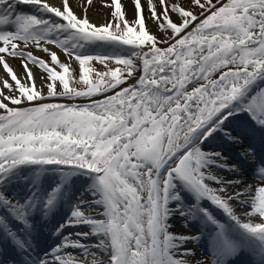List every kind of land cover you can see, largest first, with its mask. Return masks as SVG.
Here are the masks:
<instances>
[{
    "label": "snow or ice",
    "instance_id": "6c2138e0",
    "mask_svg": "<svg viewBox=\"0 0 264 264\" xmlns=\"http://www.w3.org/2000/svg\"><path fill=\"white\" fill-rule=\"evenodd\" d=\"M72 3L0 0V237L25 257L24 264H189L176 258L177 250L198 237L169 231V218L179 213L215 225L213 264H227L237 242L227 238L206 201L264 243V185L225 180L213 169L236 172V166L202 147L219 132L238 141L225 125L241 114L264 130V88L252 93L264 82V0H134L132 21L121 0H111V20L102 26L78 17ZM20 4L37 14L17 12ZM145 8L162 37L151 34ZM97 43L115 47L116 54L85 53ZM47 45L78 62L84 89L70 87L75 69ZM10 59L21 62L23 77ZM112 59L121 67H109ZM93 60L107 70L93 68ZM29 65L47 74L40 88ZM130 79L135 83L121 87ZM51 97L91 102H41ZM25 102L35 105L21 107ZM253 167L264 181V160H254ZM49 172L55 182L45 185L41 177ZM80 176L90 183L54 227L58 243L34 256V217L54 215L75 187L72 177ZM17 186L21 192L14 195L9 189ZM182 192L194 203L185 205ZM234 203L249 222H241ZM70 227L87 230L65 235ZM91 237L97 242H83Z\"/></svg>",
    "mask_w": 264,
    "mask_h": 264
},
{
    "label": "bare ground",
    "instance_id": "6f19581e",
    "mask_svg": "<svg viewBox=\"0 0 264 264\" xmlns=\"http://www.w3.org/2000/svg\"><path fill=\"white\" fill-rule=\"evenodd\" d=\"M46 2H50L52 4H58L61 3L62 0H46ZM124 11L129 14V16L134 17L133 15V9H134V0H121ZM144 2V1H143ZM226 2V0L221 1V3ZM111 3V0H91V3L89 4V0H73L72 8L75 12V14L80 18H87L90 23L96 26H102L105 24L109 18H111V12L114 10V8L109 7L108 5ZM22 7L26 8H34L31 5H24L20 4L16 8V11L21 9ZM173 17H175V14H173ZM53 19H57L55 17H52ZM150 23V22H149ZM195 23V22H194ZM151 27L153 28L154 35H157L159 38L162 37L164 34H162L153 23H151ZM191 30V29H189ZM162 47L166 45H160ZM52 51H55L59 55V57H62L63 51L61 49L56 48L55 45H47ZM33 53L40 58H45L48 56L46 53H43L39 51L36 48L31 49ZM10 63L14 66L15 70L21 77H23V71L21 67H18V63L21 64L19 60L16 59H10ZM34 75L36 76L35 84L40 85L41 84V77L46 78V73H43L42 70L36 66V65H29ZM218 75V74H217ZM136 78H139V73H137ZM31 83V82H29ZM135 80L130 79L126 84H124V87H127L129 84H134ZM46 88L44 87V90ZM119 90V89H118ZM7 92V90H4ZM113 93L109 92L106 95H111ZM106 95L103 96H96L92 99H104ZM43 103H57V104H85L84 101L77 100L76 98L73 100H63V99H45L41 101ZM9 103V102H6ZM35 105V102H25L24 104L20 105L21 107H32ZM10 107H14L9 103ZM4 110L0 109V114H3ZM226 130L233 136L238 139V141H234L229 139L224 132H219L215 135V137L209 141H207L202 147L205 151H216L223 155V157L226 158L227 162L231 165H235L237 168L236 172L226 171L224 169H213L217 175L223 177L225 180H231V179H239L240 181L244 182V186L247 187L248 185H252L253 188L256 186H261L262 182L259 178V175L256 173H251L249 168L253 167L254 160L257 161V157L254 155H248L244 156L243 158L247 160L249 158V162L246 164H241L239 162L235 163L236 159H239L242 156L235 157L236 155L241 154L244 155L248 149L245 147V142H243L244 138L248 139L247 141L250 142L252 140H256L254 137H252L249 134V129L251 128H258L260 131V140L264 142V130H261L259 126L255 125L254 123L248 121L245 118H242L240 116L233 117L229 121L226 122ZM219 139H225V141L228 143V145H223L221 147L220 141H216V138ZM223 148L225 150L223 151ZM253 149V147H251ZM248 157V158H247ZM249 167V168H248ZM27 174V173H25ZM54 174L53 173H47L45 176L41 177V181L47 185L48 183H54L53 179ZM59 177L56 175L55 180H58ZM72 180L75 182H82L86 180V177L80 176V177H72ZM76 182V183H77ZM23 183V181L21 182ZM75 183V184H76ZM215 186V185H214ZM10 191H13V194L16 195L17 193L21 192L20 187H16L15 189H9ZM232 189L230 188L229 191ZM187 193V192H186ZM186 197H188L187 204L190 205L194 203V200L192 196L187 193L185 194ZM78 197L73 195V191H71L68 195L67 200L63 203L61 207H58L54 213V215L49 216L47 219H43L40 217H34L33 223L34 228L31 233L32 235V254H34V249L37 250L36 246L38 244V248H41V251L39 255H43L45 251H47L50 247H53L56 243L59 241V237L56 235H53L54 227L59 225L63 222L64 219H66V216L68 215L67 210L70 208L71 203L77 202ZM206 202V201H204ZM210 205V204H209ZM213 207L218 213H220L223 217L222 224L225 226V235L229 240L237 242V248L235 252L227 258V264H231V262H234L236 260V264L241 263L243 260V250L245 247V244L248 245V256L256 252L258 256V248L256 250L253 249V247H257L256 242L261 241L258 237H252L248 236L243 233V230L239 228V225H237L234 221L230 220L227 216H225L222 212V210L216 209ZM234 210L236 211L237 216L241 219V222H249V218L245 216L244 209L238 204H233ZM179 217H177L175 214H173L169 220L168 223L170 224L169 231L172 232L176 236H189L194 237L197 236L198 239H189L187 240L183 246L177 250V257L180 259H186L189 264H213V251H212V240L215 232L217 231L216 227H210V233H205L203 237L201 235H198L197 232H200V228H203L205 226L209 227V224H203L198 219H187L184 217L185 225L188 226L189 230H183L179 223ZM198 220V221H195ZM183 224V223H182ZM231 229L235 232L227 231ZM87 230L84 227H70L65 229L64 234H75L77 231H85ZM84 243L91 246L92 244L96 243V239L94 237L89 238L87 241H83ZM77 252L79 250H76ZM95 251V249H93ZM183 252H190V255L181 256L179 253ZM252 258V257H251ZM90 259V257H89Z\"/></svg>",
    "mask_w": 264,
    "mask_h": 264
},
{
    "label": "rangeland",
    "instance_id": "374dc122",
    "mask_svg": "<svg viewBox=\"0 0 264 264\" xmlns=\"http://www.w3.org/2000/svg\"><path fill=\"white\" fill-rule=\"evenodd\" d=\"M144 2V4H146L147 3V0H143ZM221 1H224V0H221ZM153 2L154 3H156L157 2V0H153ZM175 2H177V3H180V2H183V3H185V4H187L188 3V0H175ZM202 2H203V0H202ZM212 2L213 3H216V0H212ZM34 10H35V8H33ZM197 14H199L200 13V9L199 8H194L193 9ZM36 11V10H35ZM126 13V12H125ZM144 15L146 16V17H149V19L147 20V26H148V28L151 30V34H153L154 35V31H153V28L151 27V23H153V25H155V27H157L158 29H159V27L153 22V20L150 18V13L148 12V10H147V8H145L144 9ZM126 17H127V20H129V21H132V20H134V17H131V16H129V14H127L126 13ZM176 17H173V19H175ZM109 20H111V18H109ZM150 22V23H149ZM159 31H160V29H159ZM161 32V31H160ZM163 34V33H162ZM159 38V37H158ZM63 51V50H62ZM92 51H97V52H103V53H105V52H108V53H110L111 55L113 54V53H116V48L115 47H110V46H108V45H105V44H102V43H97V44H95V45H90V46H88L86 49H85V53L86 54H91V52ZM121 52H123V51H125L124 49H121L120 50ZM57 54V53H56ZM59 55H61V54H57V56H58V59L60 60V62H62V63H66V64H70L71 65V67L72 68H74L75 69V73H74V76H75V83L72 81V78L70 77V87H74V88H76L77 90H82V89H84V85L81 83V82H78L79 81V76H80V71H79V64H78V62L77 61H75L74 59H70L67 55H66V53H64V51H63V56L62 57H59ZM45 60H46V62H50V56H46L45 58H44ZM16 60H18V59H16ZM111 61V60H110ZM98 62L99 61H96V60H93V61H91L90 62V65L93 67V66H97V64H98ZM106 63L108 64V66H117V64H114V63H112V62H109V61H106ZM18 65V67H21V64H17ZM118 67H121V66H118ZM57 70H59V68L57 67ZM92 79H94V76H90ZM35 86L37 87V88H40L41 87V84L40 85H38L37 86V84H35ZM123 86V85H122ZM55 87H56V90L57 91H62V86H60L59 85V82L57 81V82H55ZM45 90H44V93H45V95L47 94V87L45 86ZM260 88H264V82H258V84L253 88V90H252V93L254 94L255 93V91H257V90H259ZM118 90V89H117ZM189 90H191V86H189ZM54 98H56V99H66V98H64V97H51V99H54ZM76 99H81V100H85V99H89V98H86V97H77ZM67 100H69V99H67ZM246 115V114H245ZM49 173H51V172H49ZM86 180H84V181H82L84 184H87L88 185V183H90V181H88L87 183L85 182ZM77 185H79V184H77ZM262 185H264V184H262ZM75 188H78V190L80 189L78 186L76 187V185H75V187H74V189ZM87 188V187H86ZM85 188V189H86ZM85 190H81V193H83ZM86 198L87 199H91V196H86ZM182 201H183V199H182ZM183 203H184V201H183ZM185 204V203H184ZM173 207H175V203H173V205H172ZM93 207H95V206H93ZM100 211H103V209L102 208H100L99 209ZM175 215L177 216V217H179V223H180V221H185L184 220V216H181V215H179V213H175ZM181 228L183 229V230H187V227L186 226H181Z\"/></svg>",
    "mask_w": 264,
    "mask_h": 264
},
{
    "label": "trees",
    "instance_id": "16d2710c",
    "mask_svg": "<svg viewBox=\"0 0 264 264\" xmlns=\"http://www.w3.org/2000/svg\"><path fill=\"white\" fill-rule=\"evenodd\" d=\"M118 66L119 65H117V66H109V67L115 68V67H118ZM93 68L98 69V70H101V71H106L107 70V69H105L104 65L101 64L100 62H98L97 66H93ZM91 76H94V79L93 80H95L96 77H95V73L94 72L91 74Z\"/></svg>",
    "mask_w": 264,
    "mask_h": 264
}]
</instances>
